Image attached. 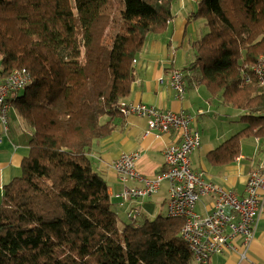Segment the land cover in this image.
Returning a JSON list of instances; mask_svg holds the SVG:
<instances>
[{"label":"trees","instance_id":"1","mask_svg":"<svg viewBox=\"0 0 264 264\" xmlns=\"http://www.w3.org/2000/svg\"><path fill=\"white\" fill-rule=\"evenodd\" d=\"M173 0H0V78L25 68L12 103L31 131L21 174L3 187L0 264H191L182 217L119 225L108 185L88 155L124 116L135 56L166 30ZM188 18L206 32L191 71L209 97L244 111L241 128L208 152L212 164L264 138V0H200ZM207 264V262H206Z\"/></svg>","mask_w":264,"mask_h":264},{"label":"crops","instance_id":"2","mask_svg":"<svg viewBox=\"0 0 264 264\" xmlns=\"http://www.w3.org/2000/svg\"><path fill=\"white\" fill-rule=\"evenodd\" d=\"M199 1L176 0V3L180 2V6L172 2L173 17L166 30L146 36L140 52L135 56L136 77L130 94L124 101L189 114L190 130L200 137L199 146L190 154L191 169L202 172L204 179L240 197L244 194L249 172L259 168L263 160L264 138H245L241 141L239 155L232 161L212 164L207 158L208 152L241 128L239 117L244 111L222 103L218 96L209 97L207 90L191 71H183L187 77L184 76L185 90L182 97L176 95L169 82L172 69L182 70L194 58L193 43L207 30L201 18H188L197 9ZM16 92L12 91L7 96L9 107L6 133L2 132L0 125V201L4 185L21 174V162L29 155L31 131L12 103ZM175 138V134L171 132L149 131L145 117L129 114L116 122L110 135L95 140L90 146L88 155L92 166L105 179L110 200L114 198V205L122 210V219L131 221L133 217L135 221L141 222L150 218L143 207L146 202H152L153 198H164L167 209L169 183L164 179L152 195L122 201L119 193L123 184L118 180L112 162L123 153L137 151L140 153L135 164L137 172L148 178L154 177L165 170L163 150ZM127 185L139 187L143 183L128 180ZM200 197L195 211L196 206L199 207L196 212L200 214L211 211L213 195ZM236 243L241 250L239 241ZM191 264L198 263L193 259ZM207 264H264V211L257 221L245 259L239 261L236 253L224 252L220 255L213 254Z\"/></svg>","mask_w":264,"mask_h":264},{"label":"built area","instance_id":"3","mask_svg":"<svg viewBox=\"0 0 264 264\" xmlns=\"http://www.w3.org/2000/svg\"><path fill=\"white\" fill-rule=\"evenodd\" d=\"M253 71L259 84L264 85V55L258 57ZM27 80L26 69L20 68L0 81V125L3 133L8 130L7 96L22 89ZM169 82L176 95L182 97L185 88L180 69H172ZM119 110L124 116L145 117L149 131L171 132L176 136L163 150L165 170L154 177L148 178L137 172L135 164L140 157L137 151L123 153L112 162V168L123 184L120 199L126 201L150 196L165 179L169 183L167 214L184 219L180 235L197 263L206 264L213 254L224 252L236 253L239 261L245 259L257 221L264 211V157L259 168L249 172L244 194L239 197L204 179L202 172L191 169L190 154L199 146L200 137L190 130L189 114L126 101L120 102ZM128 180H139L143 185L128 186ZM203 195H213L214 198L212 210L200 214L195 211V205ZM236 241H239L241 250Z\"/></svg>","mask_w":264,"mask_h":264},{"label":"rangeland","instance_id":"4","mask_svg":"<svg viewBox=\"0 0 264 264\" xmlns=\"http://www.w3.org/2000/svg\"><path fill=\"white\" fill-rule=\"evenodd\" d=\"M175 3L177 6H180V2L176 3V0L173 2ZM203 88L205 89V87L203 86ZM241 123V122H240ZM243 124L241 123V126ZM165 185V182L162 183V186ZM201 198V197H200ZM152 202H146L143 209L146 210V212L148 213L149 217L152 218L155 215H157V213L159 212L160 209V214H167V209H166V203L164 202V198L159 197V198H153L151 200ZM111 202V207L113 210H115V208H117V210H115L117 212L118 216V220H119V225L122 226L124 224V222L127 221V219H122L121 215L123 216V214L121 213V209L118 210V205H114L115 201L114 198L110 200ZM196 211H199V207L196 206ZM159 214V213H158ZM142 217H139V219Z\"/></svg>","mask_w":264,"mask_h":264}]
</instances>
